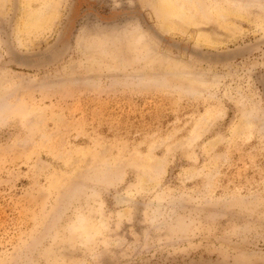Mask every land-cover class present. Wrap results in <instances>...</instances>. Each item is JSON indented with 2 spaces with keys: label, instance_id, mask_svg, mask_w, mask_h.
<instances>
[{
  "label": "rangeland",
  "instance_id": "374dc122",
  "mask_svg": "<svg viewBox=\"0 0 264 264\" xmlns=\"http://www.w3.org/2000/svg\"><path fill=\"white\" fill-rule=\"evenodd\" d=\"M0 264H264V0H0Z\"/></svg>",
  "mask_w": 264,
  "mask_h": 264
},
{
  "label": "bare ground",
  "instance_id": "6f19581e",
  "mask_svg": "<svg viewBox=\"0 0 264 264\" xmlns=\"http://www.w3.org/2000/svg\"><path fill=\"white\" fill-rule=\"evenodd\" d=\"M222 14V13H221ZM223 15H225V14H223Z\"/></svg>",
  "mask_w": 264,
  "mask_h": 264
}]
</instances>
